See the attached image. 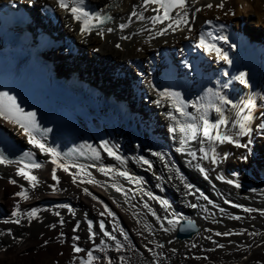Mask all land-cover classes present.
I'll return each mask as SVG.
<instances>
[{"label": "bare ground", "instance_id": "1", "mask_svg": "<svg viewBox=\"0 0 264 264\" xmlns=\"http://www.w3.org/2000/svg\"><path fill=\"white\" fill-rule=\"evenodd\" d=\"M86 1L95 12L113 16L112 21L101 26L115 29L113 32L105 31L101 37L96 35L98 29H93L92 34L82 36L79 23L59 7L57 0H0L5 19L19 23L22 18L24 23L18 40L12 43L2 36L4 28L0 24V53L4 58L5 49L11 50L13 63L31 80L30 55L37 47V28L51 37L53 46H46L41 53L51 64L50 73L60 78L73 98L75 109L65 112L79 128V146L89 154L88 158L75 159L60 155L58 163L68 166L65 172L52 163L51 153L29 144L18 125L0 118L5 133L31 151L33 163L41 165L28 169L40 181L32 189L29 181L16 175V169L23 166L19 161L0 164V264H85L89 251L95 257L91 264H108L109 260L113 264H264V204L246 202L244 197H264V130L258 127L264 122V0H224L223 9L215 7L221 0H196L188 8V25L159 36L155 33L167 21L153 27L147 20L132 16L134 6L137 12L143 10V0ZM208 3L213 4L212 9L204 7ZM154 7L148 5L144 15H153ZM197 7L202 10L195 12ZM243 9L253 18L242 27ZM229 10L235 15H225ZM16 12L18 18L14 17ZM207 20L214 23L209 25ZM121 23L128 27L121 30ZM221 24L223 29H219ZM209 31L228 37L227 41L213 42L227 53L230 64L217 59L215 52L197 47L201 32ZM234 64L239 68L236 73L228 70ZM241 72L247 74V84L236 79ZM208 89L234 104L242 106L250 98L256 104L251 135L237 137L242 144L250 139L249 148L213 142L218 157L215 164L210 159H200L203 154L198 151L201 145L197 141H189L184 152L178 151L181 134L169 131L175 122L167 113L173 112L180 122L186 118L175 111V98L158 95L163 91L178 93L188 105L185 110L197 114L191 102L200 97H204L200 101L203 104L215 101L207 96ZM237 110L225 105L229 124L221 131L231 135L237 130L233 127ZM248 111L245 109L241 115ZM217 117L214 110L209 111L210 121ZM36 139L53 148L47 138ZM105 142L124 158L123 164L104 151ZM86 145L99 152V160L93 158ZM203 147L208 150L209 143ZM188 151H197V159L193 160ZM153 153H161L163 159ZM140 157L147 159L151 167ZM197 163L204 173L195 167ZM101 166L127 171L133 179L116 172L106 176L99 171ZM220 176L223 179L217 178ZM9 179L17 183L11 184ZM89 179L98 183H87ZM137 179L139 183L134 182ZM113 183L128 193L127 202L123 193L112 187ZM185 184L192 188H185ZM21 185L29 189L27 200L15 195L22 191ZM85 188L97 199L87 195ZM17 204L21 216L13 217ZM105 205L114 216L107 215ZM32 209L37 210V215L29 220L26 214ZM101 212L105 215L101 216ZM187 217L194 219L200 230L190 238L177 240V224L173 226L168 221L179 222ZM17 218L19 224L4 223ZM101 220L105 230L123 245L119 251L116 241L100 232ZM89 222L97 233L94 238L88 231ZM53 224L55 228L50 227ZM74 245L83 251L75 252Z\"/></svg>", "mask_w": 264, "mask_h": 264}, {"label": "snow or ice", "instance_id": "2", "mask_svg": "<svg viewBox=\"0 0 264 264\" xmlns=\"http://www.w3.org/2000/svg\"><path fill=\"white\" fill-rule=\"evenodd\" d=\"M57 3L61 9H65L68 12H70L71 17L73 20L77 21L79 23V31L80 34L83 36L85 34H92L93 29H98L96 31V35H99L103 37L104 32H113L115 29L113 28H107L104 29L101 27L106 22L112 21L113 16L110 14H107L104 11L101 12H89L85 9L84 0H57ZM190 3L194 4L196 3V0H143V10L137 12L135 10V7H133L132 16H135L138 20L144 21L147 20L153 27L157 24L165 25V22L168 23L160 28L155 35H164L168 30H171L175 32L177 28L180 27V25H188L189 19H188V8L190 6ZM148 5H155L156 7L152 8L153 15L145 16L144 11L147 10ZM204 7L208 9L213 8L212 3H208L204 5ZM215 7L219 9H223L225 7L224 0H221V2L216 5ZM243 7V6H241ZM202 9L200 7L195 8V12H200ZM173 13H175L173 15ZM235 15L234 11L229 10V12H226L225 15ZM131 19V18H129ZM217 20L219 17L216 18ZM207 24L212 25L214 22L213 20H207ZM128 27V24L121 23L119 25V28L121 30ZM225 26L223 24L219 25V29H223ZM147 29H141V31H145ZM191 31V28L188 29ZM122 39H127L128 37H121ZM228 37L225 35H214L213 32H201L199 36V41L197 44V47L202 49L204 52H215L217 59L227 61L229 64L231 63V60L229 59L227 53L222 52V50L217 47L216 43L213 41L218 40H224L227 41ZM235 47V45H232ZM117 48H120V44H116ZM98 51V49H96ZM247 74L245 72H241L236 79L241 81L244 84H247L248 81L246 79ZM158 95L161 98H169L173 99L175 98L177 103L175 105V111L179 113L182 117H185V122H180L177 119V116L173 114V112H168L167 116L170 120L174 121L175 123L173 126L169 128V131L172 133H176L179 131L181 134L179 139L181 143V147L178 149L180 152L185 151V145L189 143V141H197L201 147L199 148V152L203 155L200 157V159H210L213 164L217 163V154L215 147L212 146L213 142H218L219 144L224 143H230L235 145L236 147H242V148H249V145L251 144V140L249 139L248 143L242 144L237 137H246L250 136L253 129L250 126V122L253 119L252 110L255 109L256 104L253 99H248L246 102H242V106L240 104H234L231 100L227 99L223 95H221L219 92H214L212 89L207 90V96L208 97H214L215 101L209 100L207 104L200 103L201 100L204 99V97H200L197 101L191 102V106L196 109L197 114H193L190 112H187L185 109L188 106L185 104L182 100L179 98L178 93L174 92H159ZM157 104L160 103V100L158 99L156 101ZM225 105H231L233 109H238L236 111V117L233 127L237 130L234 131L231 135H229L226 131H221L222 126H226L229 124V119L225 115ZM245 109H248V114L241 115V113L244 112ZM214 110L215 113L218 114V117L215 121H210L208 119L209 111ZM262 116H264V113H261ZM0 118H3V120L13 124L18 125L20 129L23 130V133L28 138L29 144H35L41 151L51 153L53 160V164H58L59 167H62L65 172L68 171V166L66 164H59L57 158L61 155L59 152L56 151L54 148H48L45 146V144L41 143L39 140L36 139V133H43L50 131V129H42L37 122L36 113L34 111H25L20 105L16 102V98L14 96H10L6 92H0ZM258 127L262 130H264V122H261ZM205 142L209 143V149L206 150L203 145ZM90 151L92 152V156L94 159L99 160L100 154L95 149L92 148L90 145H86ZM103 149L109 156L115 157L116 160L120 161L121 164L124 163V158L120 155H117L111 148L108 147L107 142H105L102 145ZM190 157H192L193 160L197 159V151H188L187 153ZM81 155L83 153L81 152ZM153 155L159 156L161 159H163V155L161 153H153ZM24 157H32L33 153L31 151L24 152ZM244 159H247V157H243ZM141 160H143L144 164L149 165L151 167L150 162L147 159H144L143 157H140ZM15 161L7 159L3 154H0V164H10L14 163ZM23 166L18 167L16 169V175L22 177L24 180H27L31 184V188L35 189L40 181L38 178L29 171V168H40L41 165L39 163H31L26 164L24 163V160L21 159L19 161ZM75 167V165H73ZM83 167V166H81ZM196 168L199 169L201 173L205 172V169L201 167L199 163L195 165ZM99 171L104 173L106 176L110 173L116 172L119 176L125 177L126 179H133L130 174L127 171H121L118 168L115 167H104L101 166L99 168ZM218 179H223L222 176L217 177ZM53 179L56 180L57 177L55 175V169H53ZM182 179V177H181ZM72 182L76 183V177L73 176ZM134 182L139 183L140 181L137 179ZM9 183L16 184L17 181L14 179H9ZM87 183H98L94 179H89ZM228 183H233V181L229 180ZM185 188L191 189L192 185L185 184ZM239 187V184L236 185ZM112 187L117 192L123 193L125 196L126 202L128 198V193L123 189L122 186L117 185L116 183L112 184ZM22 191L15 193L16 196L27 200L29 199V189H26L21 185ZM53 191H56L55 186H53ZM84 192L92 196L93 199H97L96 196H94L91 192L88 191L87 188L84 189ZM162 203L167 204V201H162ZM192 207H196L197 205L193 204ZM147 207V204L145 205ZM105 210L107 212V215L114 216V213H112L110 210L107 209V205H105ZM246 211H252V209H245ZM27 217L29 220L31 218H34L37 215V210L32 209L30 212H28ZM55 215L59 216V213H55ZM101 216L105 215V212L100 213ZM155 215V213H153ZM13 217H20L21 213L19 210V205L17 204L16 210L12 213ZM239 217H237L238 219ZM63 218H61L60 223L63 224ZM4 223H20V219L17 218L15 220H6ZM169 224L175 226L178 221L177 220H169ZM79 225H77L78 227ZM50 227L55 228L56 225H50ZM147 227V226H145ZM99 229L100 232L103 233V236L109 237L111 240L116 241V248L117 251L120 250V248L123 247V245L120 243L119 240H117L116 236L113 235L111 232L105 230V224L104 221L101 220L99 223ZM88 231L92 234V237L94 238L97 233L92 231V225L91 222H89L88 225ZM123 232V230H120ZM165 231H169V229H165ZM11 230H9V233ZM217 235H221V233H216ZM231 233H223V235H230ZM76 240H79V237H75ZM125 239H127V235L125 234ZM45 244L48 243V241H44ZM103 243V241H101ZM160 247V245H158ZM220 247H223L220 245ZM73 250L77 253L83 251L78 246H73ZM151 251V249H149ZM155 255V253H154ZM95 259L93 256V253L89 251L87 253V261L85 264H91L92 260ZM120 260L124 261V257H120ZM108 264H113L112 260L108 261ZM126 264V261H125Z\"/></svg>", "mask_w": 264, "mask_h": 264}, {"label": "water", "instance_id": "3", "mask_svg": "<svg viewBox=\"0 0 264 264\" xmlns=\"http://www.w3.org/2000/svg\"><path fill=\"white\" fill-rule=\"evenodd\" d=\"M200 230V226L196 224L195 220L192 218H182L176 226L174 237L177 240H182L184 238H190L195 233Z\"/></svg>", "mask_w": 264, "mask_h": 264}, {"label": "rangeland", "instance_id": "4", "mask_svg": "<svg viewBox=\"0 0 264 264\" xmlns=\"http://www.w3.org/2000/svg\"><path fill=\"white\" fill-rule=\"evenodd\" d=\"M119 3H121V0L118 1ZM245 9L242 10V16H241V20H242V27L251 19L253 18V16H249V14L247 12H245ZM177 53V52H176ZM86 54L90 55V51H87ZM13 140L14 137L10 136ZM17 141V140H16ZM247 196V197H246ZM244 197H246L247 199L245 200L246 202L249 203H261L264 204V197H258V196H254V195H250V194H245ZM206 236V234H204ZM169 264H172V262H169ZM174 264H177V262H174Z\"/></svg>", "mask_w": 264, "mask_h": 264}]
</instances>
